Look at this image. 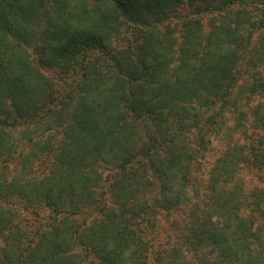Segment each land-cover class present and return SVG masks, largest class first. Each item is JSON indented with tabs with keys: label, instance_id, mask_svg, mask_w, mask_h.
I'll use <instances>...</instances> for the list:
<instances>
[{
	"label": "trees",
	"instance_id": "1",
	"mask_svg": "<svg viewBox=\"0 0 264 264\" xmlns=\"http://www.w3.org/2000/svg\"><path fill=\"white\" fill-rule=\"evenodd\" d=\"M217 137L212 200L166 259L158 224ZM246 169L264 0H0V264H264Z\"/></svg>",
	"mask_w": 264,
	"mask_h": 264
},
{
	"label": "rangeland",
	"instance_id": "2",
	"mask_svg": "<svg viewBox=\"0 0 264 264\" xmlns=\"http://www.w3.org/2000/svg\"><path fill=\"white\" fill-rule=\"evenodd\" d=\"M228 147L229 144L223 137H217L214 140L211 150L195 166L193 180L187 192V201L183 205V212L171 215L168 219L164 218L159 222L155 235L157 238L155 247L157 250H164L166 259L173 247L185 245L186 232L184 229L188 226L192 214L198 212V209L205 207L212 200L209 190L210 175L217 159L225 153ZM239 180L245 183L247 191L253 187L264 189V172L261 170L246 169ZM153 264L159 263L153 261Z\"/></svg>",
	"mask_w": 264,
	"mask_h": 264
}]
</instances>
